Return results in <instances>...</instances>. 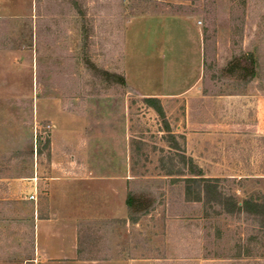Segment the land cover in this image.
Instances as JSON below:
<instances>
[{
    "label": "rangeland",
    "instance_id": "rangeland-1",
    "mask_svg": "<svg viewBox=\"0 0 264 264\" xmlns=\"http://www.w3.org/2000/svg\"><path fill=\"white\" fill-rule=\"evenodd\" d=\"M85 54L100 71H131L139 88L193 73L203 59L204 92L264 95V0H0V264L46 262L35 240L40 206L127 209L131 194L142 205L137 222L112 233L106 221L85 224L95 264H264L263 220L187 201L184 182L167 176L185 168L182 100L162 103L171 149L154 109L126 79L93 72ZM134 137L156 145L155 165L133 160ZM198 164L226 195L264 201V136H245L224 168ZM113 172L118 180L107 179Z\"/></svg>",
    "mask_w": 264,
    "mask_h": 264
},
{
    "label": "crops",
    "instance_id": "crops-1",
    "mask_svg": "<svg viewBox=\"0 0 264 264\" xmlns=\"http://www.w3.org/2000/svg\"><path fill=\"white\" fill-rule=\"evenodd\" d=\"M201 44L200 55L203 56L202 37ZM203 68L204 60L202 59L201 63L200 59L195 70L192 69L193 73H190L191 70L183 69V72H179L172 79H163V76L157 88H146L147 83L143 82L144 86L140 84L142 88H139L135 82L131 84V74H129L131 71L127 69H125V79L127 86L133 92L139 93L142 97H157L166 108H171V105L182 100V123L187 155L200 164L219 170L229 164L235 149L245 136H264V95L230 96L206 93L200 87ZM111 138L114 146L120 144L119 134ZM129 144L130 140L127 138V145ZM130 152L133 160L150 165L156 164L158 155L154 144L134 137L129 146L128 153ZM119 177L118 172H113L107 179L118 180ZM52 179L55 180L50 178V181ZM53 182H51V190L54 195L56 184L60 181ZM35 188L37 189L35 186L29 194L34 193ZM57 201L55 199L49 202V205L40 206L39 210H42V214L35 218L37 253L45 259L44 264L57 261L59 263L61 260H68L70 264L97 263L99 259L95 255L85 253L86 249L92 251L91 246H93L89 244L85 247V241L89 243L94 241L92 234L89 235L94 229H89L85 224L95 222V225L99 226L98 222L106 221L108 222L106 233H112L110 229L113 224L128 219L127 209L107 202L106 205H66L67 201L65 203L64 200L62 203Z\"/></svg>",
    "mask_w": 264,
    "mask_h": 264
},
{
    "label": "trees",
    "instance_id": "trees-1",
    "mask_svg": "<svg viewBox=\"0 0 264 264\" xmlns=\"http://www.w3.org/2000/svg\"><path fill=\"white\" fill-rule=\"evenodd\" d=\"M88 35L84 33V46L86 47ZM85 64L89 66L93 72L100 74V76L105 81H110L115 78L116 82H120L125 85L124 75L111 74L108 71H100L93 63L90 61L88 56L85 54ZM143 102L150 108L154 109L157 115L161 118L163 122L165 131L173 139V146L171 149L178 148V144L175 140V135L172 133L170 124L167 121L166 113L162 102L157 97H143ZM185 144V135L182 136ZM181 163L185 167L184 170L177 171L173 173L169 169L167 176L174 178V180H179L184 182V194L187 201L193 202H206L208 204L215 203L222 206L223 210L228 215L234 214H246L255 220L261 219L264 221V201L258 198L250 197L243 201H238L234 196L226 195L219 187V179L217 178H207L204 175L202 167L198 164L199 162L192 157L187 155L186 148L184 145L183 155L180 156ZM160 166L163 164L162 158H159ZM164 168V167H162ZM177 181V182H179ZM126 206L128 210L129 220L132 222H137L142 215L138 213L142 209V205L139 199H136L132 194L128 196L126 200Z\"/></svg>",
    "mask_w": 264,
    "mask_h": 264
},
{
    "label": "built area",
    "instance_id": "built-area-1",
    "mask_svg": "<svg viewBox=\"0 0 264 264\" xmlns=\"http://www.w3.org/2000/svg\"><path fill=\"white\" fill-rule=\"evenodd\" d=\"M27 200L28 201H34L36 202L37 201V189L35 188V191L34 193H31L27 196Z\"/></svg>",
    "mask_w": 264,
    "mask_h": 264
}]
</instances>
